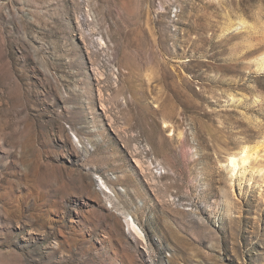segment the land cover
<instances>
[{"label": "rangeland", "instance_id": "1", "mask_svg": "<svg viewBox=\"0 0 264 264\" xmlns=\"http://www.w3.org/2000/svg\"><path fill=\"white\" fill-rule=\"evenodd\" d=\"M0 264H264V0H0Z\"/></svg>", "mask_w": 264, "mask_h": 264}, {"label": "bare ground", "instance_id": "2", "mask_svg": "<svg viewBox=\"0 0 264 264\" xmlns=\"http://www.w3.org/2000/svg\"><path fill=\"white\" fill-rule=\"evenodd\" d=\"M248 150L245 148L242 150V155H241V163L242 164H245L248 162L249 158H250V155L248 154ZM229 164L231 165L232 169H236L237 166H238V159L236 157H230V160H229ZM130 226L134 229V230H137L138 229V225L136 224L135 221H132L130 223ZM137 232V231H136Z\"/></svg>", "mask_w": 264, "mask_h": 264}]
</instances>
